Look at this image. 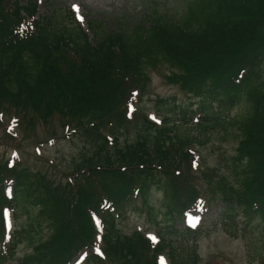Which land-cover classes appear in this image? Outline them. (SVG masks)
Segmentation results:
<instances>
[{"label":"trees","instance_id":"trees-1","mask_svg":"<svg viewBox=\"0 0 264 264\" xmlns=\"http://www.w3.org/2000/svg\"><path fill=\"white\" fill-rule=\"evenodd\" d=\"M185 1L180 18L156 13L119 34L88 24L93 43L83 27L39 14L37 0H0V110L40 127L58 115L65 132L88 148L66 185L0 165V264H70L83 253L86 264H159L166 252L171 264L196 263L201 232L184 226L202 200L191 142L167 135L172 128L155 127L151 135L155 123L146 114L143 127L131 118L146 89L145 70L159 64L176 70L170 84L202 100L207 116L200 128L220 127L231 137L221 112L240 109L232 120L239 143L229 162L244 178L241 188L216 170L200 175L214 187L221 178L225 223L233 226L239 214L264 223V0ZM134 128L136 139H123ZM155 173L168 183L161 222L150 211ZM131 206L150 211L157 243L143 232H120L117 218ZM17 207L29 215L16 233L22 241H33L43 226L50 231L20 259L22 241L5 228V211Z\"/></svg>","mask_w":264,"mask_h":264},{"label":"rangeland","instance_id":"rangeland-1","mask_svg":"<svg viewBox=\"0 0 264 264\" xmlns=\"http://www.w3.org/2000/svg\"><path fill=\"white\" fill-rule=\"evenodd\" d=\"M27 5L29 0H14ZM185 0H37L39 14L61 18L64 27L68 24L87 25L89 22L99 24L101 30L108 34H119L129 26L134 30L148 17L165 14L178 19L185 9ZM127 25V26H126ZM90 34V33H89ZM92 35V33H91ZM90 37L96 43V33ZM145 70L143 85L145 90L133 106L134 119L139 127H143V115L155 123L147 131L156 134V129H170L167 135L187 137L195 155V172L200 181L195 182L202 195L200 206L188 216L189 224L201 232L197 241V259L195 264H264V223L256 218L239 214L233 226L225 223V207L222 204V181L218 178L215 187L207 183L200 175L202 172L216 170L229 185L241 188L243 177L230 168L229 159L236 155L239 143V130L232 120L240 109L223 110L221 115L231 137L222 135L220 127L206 126L200 128L207 116L201 111L202 100L183 92L178 86L172 85L167 78L176 70L171 65L159 64L149 66ZM264 73V72H263ZM219 105L213 107L218 110ZM11 112L0 110V165L17 167L27 171L32 177L45 175L47 182L66 185L71 174L79 167L88 153L79 137L65 132L62 120L55 115L46 127L33 120L30 124L20 123ZM212 115V114H210ZM137 130L131 129L123 139H136ZM156 182L149 193L152 213L157 221L164 218L163 211L169 199L168 183L165 177L155 173ZM212 190L214 192H212ZM167 191V192H166ZM148 209L131 206L117 218V226L123 235L131 236L136 232H145L153 242H157L155 228ZM7 225L16 241L22 236L16 234L28 223L29 215L23 208L6 210ZM180 223L179 226H182ZM0 231H4L0 223ZM50 231L43 226L33 241H22L17 246L15 257L20 259L33 251L34 245L48 239ZM181 242L182 239H175ZM193 238L186 240L192 246ZM184 246L187 244H183ZM188 245V247H189ZM2 244L0 246L1 252ZM190 248V247H189ZM77 257L71 264H86L85 255ZM169 253L160 257V264H171ZM10 264V263H7Z\"/></svg>","mask_w":264,"mask_h":264}]
</instances>
